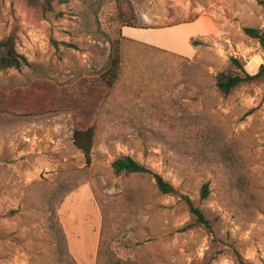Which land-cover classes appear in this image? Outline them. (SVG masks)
Listing matches in <instances>:
<instances>
[{
    "label": "rangeland",
    "instance_id": "1",
    "mask_svg": "<svg viewBox=\"0 0 264 264\" xmlns=\"http://www.w3.org/2000/svg\"><path fill=\"white\" fill-rule=\"evenodd\" d=\"M51 2L53 12L0 0V39L13 35L30 63L0 70V264H67L62 234L70 264H108V255L97 262L100 239L127 264H264V82L228 96L215 87L232 57L251 74L263 64L264 48L244 29H264V6ZM196 18L175 37L151 32ZM126 22L151 29L124 34ZM171 36L185 45L190 36L195 54L166 49ZM125 37H159L164 49ZM116 46L122 64L109 87L102 74ZM92 126L87 164L73 133ZM121 155L179 195L160 193L149 175L115 176ZM182 195L209 227L196 223Z\"/></svg>",
    "mask_w": 264,
    "mask_h": 264
},
{
    "label": "trees",
    "instance_id": "2",
    "mask_svg": "<svg viewBox=\"0 0 264 264\" xmlns=\"http://www.w3.org/2000/svg\"><path fill=\"white\" fill-rule=\"evenodd\" d=\"M258 1L264 6V0ZM28 2L30 3V5L35 7L40 6L41 3L43 9L46 12L54 11V6L52 5L51 0H28ZM196 20L197 18L185 23H193ZM123 27L151 29L149 27L137 26L129 22H126ZM244 32L249 38L258 41L264 48V29L247 27L244 29ZM121 64L122 56L119 51V46H116L114 49H112L102 74L109 87L114 86L118 78V69ZM29 65L30 63L28 62L27 58L17 51L16 40L13 35H9L0 39V70H22L24 67H27ZM256 81L264 82V62L260 66L257 73L251 74L246 70L245 64L236 57L230 58L227 69L215 75V87L224 96L230 95L236 88L244 84H250ZM95 129L96 126H92L86 130L76 128L73 133V142L76 147L84 153L87 164H90L91 162V154L95 145ZM111 167L114 175L117 177L131 175H149L154 179L155 185L160 193L165 195H179L178 190L171 183L166 181L160 174L139 163L129 155H121L117 157L112 162ZM208 195L209 186L208 184H205L202 190V197L206 198L208 197ZM181 198L187 205L191 215L195 218L196 223L209 227L210 223L207 220L204 212L194 204L193 200L189 196L185 195H182ZM100 237H102V234L100 235ZM60 244L61 246L59 249V254L61 256V262L65 261L67 264L72 263L70 256L68 255L66 240L63 234L61 235ZM104 255H106V257L108 255V264H127L125 261L117 257V254L115 252H107V250H104L103 242L100 239V244L97 251V262H100L102 256ZM62 256H64L65 258H62Z\"/></svg>",
    "mask_w": 264,
    "mask_h": 264
},
{
    "label": "crops",
    "instance_id": "3",
    "mask_svg": "<svg viewBox=\"0 0 264 264\" xmlns=\"http://www.w3.org/2000/svg\"><path fill=\"white\" fill-rule=\"evenodd\" d=\"M194 24L192 23H189V24H185V25H182V26H173V27H170V28H167V29H162V30H154V31H151V32H157V33H163V32H168L170 33L172 36L175 37V35H177L179 33V30L185 28V27H190V26H193ZM128 27H125L124 29V34L126 32ZM130 28V27H129ZM169 36V35H168ZM171 36V37H172ZM128 38V37H127ZM189 38L190 36H187L186 39H185V42L187 45H185L182 41H180L179 39H176V38H173L172 37V42L170 43H166L167 46H170L171 48H166V49H170L171 51H175L176 53H180L182 55H185L186 57H192L194 54H195V50L191 47L190 43H189ZM129 39H134L136 41H139V42H142V43H149V41H141L139 39H135V38H130ZM150 40V43L151 45H153L154 47L156 48H161L162 49V43H164L163 39H160L159 37H154V38H151ZM156 42V43H154ZM154 43V44H152ZM173 47V48H172ZM164 49V47H163Z\"/></svg>",
    "mask_w": 264,
    "mask_h": 264
}]
</instances>
